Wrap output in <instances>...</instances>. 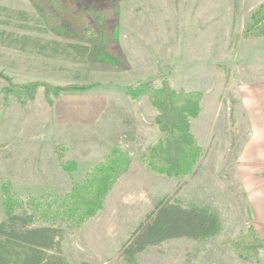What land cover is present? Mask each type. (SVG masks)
Wrapping results in <instances>:
<instances>
[{"label": "rangeland", "instance_id": "1", "mask_svg": "<svg viewBox=\"0 0 264 264\" xmlns=\"http://www.w3.org/2000/svg\"><path fill=\"white\" fill-rule=\"evenodd\" d=\"M212 1L59 0L42 5V0H0V30L92 47V53L85 61H80L20 50L15 45L3 43L10 40L3 41L0 37V70L8 74L12 82L18 85L34 81L54 85L99 82L88 92H63L52 106L44 98L43 86L33 92L24 91L23 99L12 94L7 98L0 96L1 103L6 101L0 107V218L6 216L2 185L10 181L6 178L16 160L21 166L26 161V166L31 167L32 161L39 159L40 155L46 159L53 148L61 167L62 161H75L71 154L74 144L75 148L97 149L98 161L106 159L114 147L120 146L129 153L130 162L140 160L143 163L142 156L163 137V133L155 121L157 111L148 98H131L126 93L129 85L146 81L159 86L167 78L175 89L202 90L206 95L205 102L207 100L205 117L209 114L213 117L219 104L230 107V99L223 98L229 89L226 86L224 92L225 72L235 70L237 73L240 66H247V61H238L240 66L234 62L233 47L237 44L234 34L237 31L245 34L253 6L236 7L232 0ZM20 10L28 16L27 20L19 15ZM236 14L239 16L237 24ZM100 29H105L112 38L106 48L97 45ZM228 30L231 32L227 40L229 48L223 53L217 51L220 56L213 58L215 44L205 39L214 35L225 37ZM190 39L197 43L190 45ZM101 54L106 58H101ZM261 74L264 76V69ZM240 77L243 78L241 74ZM6 84L0 78V89ZM101 102L104 104L103 113L93 123L88 118L91 107ZM201 127L198 133L203 129ZM76 133L94 138L71 140ZM61 134L70 139L50 143L52 136L58 138ZM13 135L16 139H12ZM222 144L221 150L206 149L196 172L190 176L168 177L150 170L152 178H147L136 170L133 173L135 179H125L116 186L115 182L103 209L90 219H102L111 213L106 218L107 226L112 223V232L119 229L120 234L111 238L109 253L115 252L121 240L128 239L129 236L126 238L125 235L137 229L158 201L167 199L183 205H208L219 212L222 231L212 238L192 242L193 255L196 250L200 253L192 258L191 264H232V261L241 259L232 250L231 243L252 226L250 208L234 168L237 144L234 143L229 152L224 140ZM71 178L73 184L76 180ZM68 191L65 188L47 190L39 197L19 195L39 199ZM19 211L26 215L32 210ZM34 223L46 224L43 221ZM57 225L75 228L65 221ZM82 254L87 258L93 256L89 252ZM180 261L174 263L180 264ZM125 262L124 258L118 259V263Z\"/></svg>", "mask_w": 264, "mask_h": 264}, {"label": "trees", "instance_id": "2", "mask_svg": "<svg viewBox=\"0 0 264 264\" xmlns=\"http://www.w3.org/2000/svg\"><path fill=\"white\" fill-rule=\"evenodd\" d=\"M56 1L59 0H42L41 4L47 5L49 2L53 4ZM18 13L22 18L28 19L24 11L20 10ZM238 17L237 14L234 17L235 24L239 23ZM100 32L96 39L97 45L106 48L112 43V38L105 29H100ZM235 35L238 40L239 35L237 33ZM245 35L264 38V3L252 12ZM0 37L3 41L10 40L3 42L5 44L15 45L20 50L33 51L37 55L85 61L92 53V47L89 45L20 35L12 31L0 30ZM100 57L106 58L103 54ZM0 77L7 82L3 88L6 98L11 94L25 98L24 91L33 92L39 86H43L44 98L50 106L63 92L87 91L99 84L97 82L54 85L46 81H34L18 85L12 82V78L3 70H0ZM126 93L133 99L147 97L157 111L155 121L163 137L151 145L142 156L147 168L168 177L184 178L194 174L204 150L192 129V121L201 113L203 93L183 88L175 89L167 78H164L159 86L146 81L135 86L129 85L126 87ZM129 166V153L116 146L106 159L95 163L80 181H73L70 191L39 199L20 196L14 191L11 182L5 181L2 185V194L6 218L0 221V234L41 247L50 246L56 235L63 234L60 226L54 227L60 221H65L70 227L80 228L103 209L108 193ZM61 167L71 174L77 168V164L75 161H62ZM26 208L32 210L30 214L18 213L19 210ZM36 221H43L49 226H36L34 225ZM222 229L223 223L219 212L213 207L196 203L183 205L180 202L163 199L155 204V208L123 243L122 254L127 262L135 263L136 255L148 245L180 237L194 240L209 239L218 235ZM231 247L241 259L253 258L258 262L263 259L264 239L257 234L253 226L232 241ZM61 261L63 264H70L65 258L46 256L41 251L17 247L10 240H0V264H61Z\"/></svg>", "mask_w": 264, "mask_h": 264}, {"label": "crops", "instance_id": "3", "mask_svg": "<svg viewBox=\"0 0 264 264\" xmlns=\"http://www.w3.org/2000/svg\"><path fill=\"white\" fill-rule=\"evenodd\" d=\"M208 1L209 0H207V2ZM212 2L216 3V0ZM217 2H219V0H217ZM231 2H233L236 7H240V5L247 6V4L251 5L254 11L260 4L264 3V0H232ZM230 33L231 32L228 30L226 31L225 37L214 35L213 37L205 39V41L209 39V43H212V45L215 44L212 47V51H214L212 55L213 58L219 57L220 55L218 54L223 53L229 48V42L227 40L230 37L228 36ZM236 33L239 35L238 40H236ZM235 34L234 36L237 44L235 45L236 47H233L234 62L236 65L240 66V62L238 61H247V66H240L244 72H240L241 69L239 68L238 72L236 70L237 73L234 72L235 70H232V73L230 71V73L225 72L224 92L226 86L229 87V89L225 93L223 92V98L230 99V107H228L227 104L224 106L219 104L216 107V112L213 117L212 114L205 117L207 115H205L207 109V107H205L207 104V100L205 102L206 95L202 90H199L203 93L202 110L199 117L192 121V129L205 153L208 149L210 150L212 148L219 150L221 145H223V140L225 145H228L226 148L227 152L232 149L234 143L237 144V155L234 160L235 172L244 191L246 202L250 208L251 225L254 227L257 234L264 239V76L261 74L264 69V38H253L238 31L235 32ZM188 43L193 45L197 43V41L194 42L193 39H190ZM226 43L228 44L227 47H225ZM217 44H219L218 47ZM201 50H203V48ZM194 51L192 50L193 54ZM222 55L223 57L225 56L224 54ZM208 58L210 57H207L206 60H209ZM251 61H253L254 64H251ZM246 67L248 69H246ZM240 74L243 78L240 77ZM0 78L3 79L2 77ZM5 86L6 85L0 89V96L4 98H6L3 93V88ZM231 90H233V92ZM79 92L84 93L88 92V90L73 91L71 93ZM5 102L6 101L0 102V107H3ZM208 108L210 109V106H208ZM91 109L88 118L91 122L95 123L100 119L103 113L104 104L102 105V102L96 105L93 104ZM228 110L229 113L227 114ZM67 124L68 123H64V125L68 127L69 124ZM200 125L203 129L198 133ZM68 138L69 136L65 134L59 135L58 138H53L52 136L50 143H54L58 139L66 140ZM81 138L92 139L94 137L90 135V137L87 138L85 135L76 133L71 137V140H80ZM12 139H16V135H13ZM226 140H228V142ZM111 141H113V139ZM217 141L219 145H215ZM96 152L97 149H91L89 147L80 149L79 146L75 148L73 144L71 154L77 163V169L71 176L76 181L80 180L84 173L98 161ZM43 156L40 155L39 159L36 158V161H32L31 167L26 166V161L25 165L21 166L20 162L16 160L14 162L15 165L10 168V173L6 179L10 180L18 194L24 196L31 194L34 197H39L44 192H47V190L51 191L53 189L65 188L68 191L71 189L72 178L59 166L55 150L53 148L51 151L49 150L46 159H44ZM33 163L35 166H33ZM136 170L140 171L142 176L152 178L153 173H151L144 163L140 160H132L129 169L116 181L115 186L125 179H135L133 173ZM19 212L20 211H18V213ZM110 215L111 213L107 216L104 215L102 219L96 217V219L94 218L88 221L81 228L72 229L61 226L63 229L62 236L56 235L52 244L48 247H41L23 242L18 238H12L5 234H0V240H10L17 247L21 246L29 250L41 251L46 254V256L51 255L57 258H65L70 264H80L81 262L93 264H122L118 263L119 258H124L122 254V245L130 238V235H132L136 229L125 235L126 238L129 236L128 239L126 240L124 238L121 240L115 252L109 253L110 245L108 244L111 238H113L114 234H120L119 229L116 230V233L112 232V223L107 226L106 221L108 220L106 218H109ZM5 218L6 216L3 215L0 221ZM36 226H49V224ZM58 226L59 225H56L54 227ZM193 241L195 240L192 238L180 237L168 239L159 244L148 245L136 255L135 263L127 262L124 259L126 261L125 264H150L151 261H153L154 264H179L174 263V261L176 262L177 260H181L180 264H191L192 258L197 257L200 253L196 250V255H193ZM82 252H89L93 256L87 258ZM116 255L119 257L118 259ZM247 263L264 264V255L263 259L259 262L256 260L250 261V259L232 261V264ZM61 264H63V261H61ZM220 264H224V262Z\"/></svg>", "mask_w": 264, "mask_h": 264}]
</instances>
